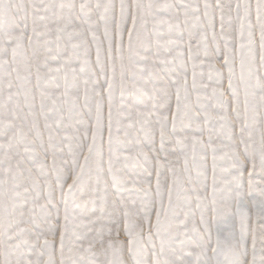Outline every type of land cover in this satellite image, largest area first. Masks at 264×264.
<instances>
[{"label": "snow or ice", "instance_id": "snow-or-ice-1", "mask_svg": "<svg viewBox=\"0 0 264 264\" xmlns=\"http://www.w3.org/2000/svg\"><path fill=\"white\" fill-rule=\"evenodd\" d=\"M0 264H264V0H0Z\"/></svg>", "mask_w": 264, "mask_h": 264}]
</instances>
